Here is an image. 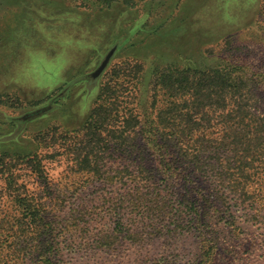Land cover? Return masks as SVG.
<instances>
[{"label": "trees", "instance_id": "obj_1", "mask_svg": "<svg viewBox=\"0 0 264 264\" xmlns=\"http://www.w3.org/2000/svg\"><path fill=\"white\" fill-rule=\"evenodd\" d=\"M226 51L206 65L155 67L152 92H139L150 100L138 109L120 110L118 92H102L81 129L36 134L38 145L72 155L74 171L90 175L86 185L101 191L93 197L104 198L107 223L93 236L86 219L96 214L90 200L59 221L20 183L22 170L46 178L43 156L0 153V175L14 207L0 219V264H57L64 232L79 234L86 255L105 252L110 264H123L115 254L123 241L143 248L175 240L188 227L199 233L196 264H214L216 223L242 229L234 208L244 213L243 222L264 227V68ZM110 151L131 154L130 164L109 167L103 154ZM103 185L112 192L104 194Z\"/></svg>", "mask_w": 264, "mask_h": 264}, {"label": "rangeland", "instance_id": "obj_2", "mask_svg": "<svg viewBox=\"0 0 264 264\" xmlns=\"http://www.w3.org/2000/svg\"><path fill=\"white\" fill-rule=\"evenodd\" d=\"M130 1L0 0V153L18 157L19 152L34 151L43 156L46 178L22 170L17 171L20 183L42 197L59 221L68 219L72 207L90 200L96 212L86 218L91 236L101 222L107 223L104 198L93 197L101 191L86 185L90 175L74 171L72 155L38 145L36 134L81 129L102 92H118L120 110L138 109L139 102L150 100L149 93L139 92H152L153 70L160 65H206L213 60L210 56L225 49L238 60L264 68V0ZM110 54L105 69L95 75ZM42 109L47 111L29 116ZM103 156L109 167L131 162V154L110 151ZM113 186L115 191L121 188ZM101 187L104 194L113 190ZM234 211L242 229L216 223L214 264H264V227L243 222L244 213ZM12 213L6 180L0 175V219ZM184 232L143 248L123 241L116 260L196 264L199 233L189 227ZM64 233L58 238L62 257L57 264L111 263L112 256L105 252L86 255L79 234Z\"/></svg>", "mask_w": 264, "mask_h": 264}, {"label": "water", "instance_id": "obj_3", "mask_svg": "<svg viewBox=\"0 0 264 264\" xmlns=\"http://www.w3.org/2000/svg\"><path fill=\"white\" fill-rule=\"evenodd\" d=\"M111 55H112V54H110V55L106 58V60L103 62L102 66L100 67L99 71H98L95 75H98V73H101V72L105 69V67L107 66V64H108V62H109V60H110V58H111Z\"/></svg>", "mask_w": 264, "mask_h": 264}]
</instances>
